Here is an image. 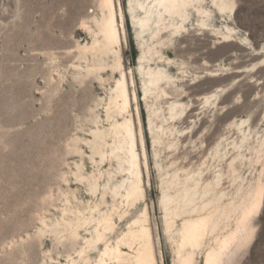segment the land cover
I'll return each mask as SVG.
<instances>
[{"label":"rangeland","instance_id":"1","mask_svg":"<svg viewBox=\"0 0 264 264\" xmlns=\"http://www.w3.org/2000/svg\"><path fill=\"white\" fill-rule=\"evenodd\" d=\"M130 2L115 0L122 36L119 52L132 98L130 110L138 133L145 199L129 208L122 220L115 218L117 224L109 237L115 243L147 206L157 264H174L181 242L182 220L167 229L161 205L166 191L164 184L174 174V168L169 167L170 158L166 159L163 145L154 144L155 133L151 128L161 121L165 127L170 125L173 135L164 134L161 142L166 143L168 136L169 141H177L176 153L189 147L187 161L191 159L194 167L201 168L207 176L214 170L224 172L226 159L229 162L237 152L248 154V143L264 139V66L258 62V57L264 56V0H236L234 10L226 13L217 9L214 0H202L207 9L206 34L199 29L195 11L189 9L185 28L171 36L165 47L156 45L163 57L156 54L150 62L152 67L160 66L166 77L185 76L181 81L170 80L166 87L170 96L159 100L152 94L145 99L144 83L148 78L141 73L139 63L143 51L157 43V38L153 39L155 28L144 33L134 26L133 15L141 16L142 12L135 2H132L135 8L130 9ZM103 16L100 0H0V264L66 263L68 253L76 256L74 252L83 244L82 237L89 236L88 228L92 229V224L85 225L76 241L64 239L62 242L51 232L42 235L38 232L44 227L41 218L49 224L61 219L66 199L74 211L78 207L84 209L87 204L96 208L102 200L107 172L115 170V161L113 165L108 161L98 164V155L92 160L89 146L94 139L91 129L95 128V117L102 129L110 127L106 105L117 79L122 76L121 70L112 69L115 62L112 53L104 56L110 64L106 70L87 74L94 56L91 50L84 52L83 47L92 45L97 21ZM227 27L233 29L235 46L230 52L215 54L217 46L222 45L216 32L226 31ZM205 38H209V43L204 47ZM205 67L217 72L211 73ZM207 75L220 79V83L211 84L215 95L203 107L199 89L208 84H199ZM187 82L197 88L185 89ZM170 99L177 100L178 109L183 108L173 123L165 120V101ZM155 109L159 110L158 118L154 115ZM188 114L193 117H187ZM141 128L146 139L148 167L142 151ZM243 132L250 133L248 142L239 149L229 150L231 145L227 144L239 141ZM218 144L219 154L227 152L224 161L215 153ZM75 146L79 152L73 151ZM158 151H161L160 157L156 156ZM98 169L105 177L99 180L101 185L93 194L87 179L80 181L75 173L86 178L97 174ZM122 179L118 176L110 185ZM259 182L264 185V151L259 157L253 155V161L240 168L236 181L225 176L222 183L231 193L241 185L242 192L234 196V207L239 209L241 203L243 207L254 203V195L248 199L243 194L249 186L256 191ZM105 198L111 201L108 194ZM222 205L214 202V206ZM98 208L103 211L108 206L103 203ZM94 214L98 216L97 211ZM85 215L90 216V210ZM74 216L69 214L70 218ZM233 218L234 215L216 233L222 238L233 234L228 248L223 249L213 235H208L196 250V264H205L208 252L212 251L223 253L211 264H264V197L259 215L243 222L255 224L251 241L248 242L245 227ZM103 248L100 245L89 251L91 259H98ZM123 249L129 251L127 246Z\"/></svg>","mask_w":264,"mask_h":264},{"label":"bare ground","instance_id":"2","mask_svg":"<svg viewBox=\"0 0 264 264\" xmlns=\"http://www.w3.org/2000/svg\"><path fill=\"white\" fill-rule=\"evenodd\" d=\"M235 1L214 0V5L221 13H226L234 10L236 5ZM132 2H135L137 8L142 12L141 16L133 15L134 26L141 29L144 33H149L155 28L153 39L157 38V43L143 51L139 56V63L141 64V73L148 78V81L144 83L143 90L145 99L149 97V94H152L155 100H159L160 98L170 96L166 88L170 80L175 82L185 76L166 77L160 66L152 67L150 62L155 58L156 54H160L163 57V54L157 49L156 45L165 47V45L170 43L171 36L177 35L185 28L186 16L189 9H193L199 17V29L204 32L208 30V25L204 20L207 9L203 6L202 0H131L130 9L135 8ZM100 7L104 10V16L100 21H97L98 30L94 31L93 43L91 46L85 45L83 47L84 52L91 50L94 56L93 66H88L87 74L89 75L95 70L99 72L106 70L110 64L104 56L112 53L115 57L114 64H111L112 69L121 70L122 76L117 79L116 86L113 89L111 88L112 92L109 97V102L106 105V116L107 121L110 122V127L102 129L99 125L100 121L95 117L93 119L95 128L91 129V134L94 139L89 146L92 150V154L90 155L92 160H96L95 156L98 155L100 157V160L96 161L98 164H104L108 161L110 165H113L115 161V170L107 172L108 177L104 184L102 200L96 205V208L87 204L84 209L78 207L74 211L67 205L69 199H66L65 205L61 209V219L53 224H49L45 219L41 218L44 227L39 228L38 232L40 235L47 231L51 232L57 237L59 242H62L64 239L76 241L81 236L80 229L85 225L92 224V229L88 228L89 236L82 237L83 244L75 249L74 253H76V256H73L69 252L67 255L68 262L61 264H112L114 262L116 264H157L147 206L129 223L127 231L123 232L122 237L115 243H112L109 237V234L115 229L117 224L115 218L118 217L122 220L128 213L129 208L137 206L138 202L145 197V188L138 133L133 114L130 110L132 107V98L129 94L130 89L127 75L123 70L119 52L122 44V36L118 20V10L115 0H100ZM119 13L122 28L125 31V18L122 6H120ZM88 28L90 29V27ZM212 31L215 32V30ZM216 34L219 35L218 39L220 42L218 43L222 45L217 46V50L213 53L230 52V49L235 46L232 38L233 29L227 27L226 31L216 32ZM160 35L161 37H159ZM208 39L205 38L204 47L209 43ZM250 55L252 56V54ZM258 58V62H261V65L264 66V56ZM204 69L209 70L211 73L216 71L207 67ZM262 71L264 72V70ZM219 81L220 79H211L207 75L204 82L199 84H208V87H202V89H199L200 91L197 89L200 95H203V97L201 96V100L197 98L204 104L203 107H206L215 95L216 90H211V84L216 82L220 83ZM184 86L185 89L197 88L196 86H191L188 82ZM197 90H194L193 93L198 95ZM134 98L137 102V109L139 110L140 106L136 90L134 91ZM171 99L165 101L167 104V107L165 106L167 109L165 120L173 123L183 113V108L181 110L178 109L177 100ZM203 99L205 100L202 101ZM198 100L195 102H198ZM154 115L157 118L159 117L158 109L154 110ZM188 116L191 117L192 115L188 114ZM139 119L140 123H142L140 110ZM151 122H153V118H151ZM151 130L155 133L154 144L163 145L166 159L170 158L169 167L174 168V174L164 184L166 191L161 199V205L165 211L164 215L167 229H171L178 220H182V227L179 232L181 242L174 264H196V250L203 245L208 235H213L215 242L219 243L223 249H227L233 234H228L222 238L218 237L216 233L217 231H221V225L226 220L231 219L232 215H234L233 219L239 222L241 227H245L248 242L251 241L254 237L255 224L253 221H249L246 224H243V222L251 216L259 215L264 197L263 182L258 183L256 191L250 188V186L246 188L243 196L249 199L254 195V203L249 207H243L241 203L239 209H235L234 207V196L242 192L241 185H238L240 187H237L231 193L227 191L222 182L225 176L230 181H236L240 168L248 161L252 162L253 155L257 157L261 156L264 151V139H257L254 144L248 143V154L237 152L234 156L230 157L229 162L226 159V169L224 172L214 170L210 173V176H207V173L201 168L194 167L191 159L187 161L188 156L186 155V151L189 147L186 150L183 149V151L180 150L176 153L177 141H169L168 136L166 143L163 144L161 142L164 134L167 135L170 132V135H173V129H171L170 125L165 127L163 121H161L156 123L155 127L151 128ZM238 130L241 131V127H238ZM140 134L142 151L146 160L145 164L148 167L149 162L143 128L140 129ZM240 137L239 141H233L227 144L228 146L231 145L229 150L241 148L250 139V133L243 132ZM185 141L186 139L182 140V142ZM86 143L89 144V141H86ZM219 145L216 146L215 153L219 155L221 161H224L227 157V152L219 154ZM73 151L79 152V148L75 146ZM156 156L160 157L161 151H158ZM78 170L81 171L79 165ZM75 175L80 181L87 179L88 186L93 194L97 193L101 185L99 184V180L105 177V173L100 169H98L97 174H93L91 177H81L78 173H75ZM118 176L123 177V179L110 185V182ZM107 194L111 197L110 202L105 198ZM214 202H222L223 205L214 206ZM103 203L107 204L108 208L102 211L98 206ZM87 210H90V216L85 215V211ZM95 211L98 212V216H95ZM71 213H74V218L69 217ZM100 245L104 246V248L100 250L99 258L92 260L88 254L89 251L98 249ZM123 246H127L129 251L124 250ZM186 246L190 248L186 249ZM222 253L216 251L208 252L205 264L216 263ZM51 259L53 258L51 257Z\"/></svg>","mask_w":264,"mask_h":264}]
</instances>
